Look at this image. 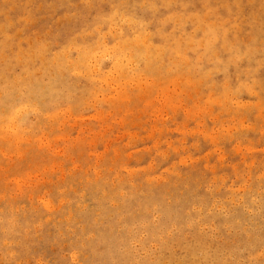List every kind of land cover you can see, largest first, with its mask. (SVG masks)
I'll list each match as a JSON object with an SVG mask.
<instances>
[{
	"label": "rangeland",
	"instance_id": "obj_1",
	"mask_svg": "<svg viewBox=\"0 0 264 264\" xmlns=\"http://www.w3.org/2000/svg\"><path fill=\"white\" fill-rule=\"evenodd\" d=\"M0 264H264V0H0Z\"/></svg>",
	"mask_w": 264,
	"mask_h": 264
}]
</instances>
